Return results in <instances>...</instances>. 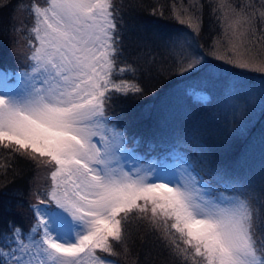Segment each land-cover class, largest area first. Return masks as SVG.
I'll list each match as a JSON object with an SVG mask.
<instances>
[{
    "label": "snow or ice",
    "instance_id": "obj_1",
    "mask_svg": "<svg viewBox=\"0 0 264 264\" xmlns=\"http://www.w3.org/2000/svg\"><path fill=\"white\" fill-rule=\"evenodd\" d=\"M216 2L233 49L244 46L253 34L254 15L227 0ZM0 6H7L5 0ZM28 10L34 17L28 64L20 71H0V150L37 169L46 167L50 182L33 194L28 231L10 224L0 233V264H114L103 254L116 255L113 242L127 239L134 219L162 229L183 257L194 250L197 264H264V183L257 190L225 180L210 155L186 160L175 175L142 165L125 168L131 150L106 109L114 98H135L143 90L112 78L125 72L135 77L139 70L116 66L118 60L124 63L117 27L123 24L118 11L113 14V0H46V6L36 3ZM199 11L193 5V14L180 20L193 35L181 33L174 42L192 46ZM258 14L264 25V11ZM203 60L194 57L182 73ZM228 62L252 66L243 57ZM93 137H100V147ZM202 172L233 194L213 188ZM170 233H178L185 247Z\"/></svg>",
    "mask_w": 264,
    "mask_h": 264
},
{
    "label": "trees",
    "instance_id": "obj_2",
    "mask_svg": "<svg viewBox=\"0 0 264 264\" xmlns=\"http://www.w3.org/2000/svg\"><path fill=\"white\" fill-rule=\"evenodd\" d=\"M45 1L5 0L7 6H0V67L3 69L20 70L28 64L33 37L30 28L34 26V17L28 9ZM198 1L202 5L200 39L205 45L220 38L223 25L216 0ZM252 1L250 7H254ZM230 2L240 9L244 6L242 0ZM185 6L189 7L187 0H113V14L118 11L123 24L122 28L120 23L117 27L122 32L124 63L118 60L116 66L131 65L139 69L135 77L125 72L122 76L114 73L113 79L138 84L143 95L114 98L106 114L112 124L125 132L128 145L159 156L171 154L177 148L192 161L210 155L225 180L259 190L264 183V148L261 155L254 154L257 145L264 147V109L258 114V111L245 113L241 122H237V118L232 119L231 110L219 101L212 103L213 95L209 107V102L198 101L188 89L184 90L185 95L182 93L188 84L179 75L180 63L175 54L179 44L174 38L183 26L180 20L193 14ZM212 88L211 85L209 89ZM183 98L187 100L184 102ZM0 164L4 166L0 168V233L7 231L10 224L27 232L34 221L30 210V204L35 203L33 194L38 188L47 187L48 170L44 166L37 169L32 161L11 155L9 150H0ZM201 175L216 189L222 186L218 190H225L214 176L205 172ZM169 237L181 248L185 247L178 233L175 237L170 233ZM113 251L115 256L103 255L114 264H197L200 260L193 259L191 249L187 258L178 254L162 229L144 219H134L128 224L127 239L113 242Z\"/></svg>",
    "mask_w": 264,
    "mask_h": 264
},
{
    "label": "rangeland",
    "instance_id": "obj_3",
    "mask_svg": "<svg viewBox=\"0 0 264 264\" xmlns=\"http://www.w3.org/2000/svg\"><path fill=\"white\" fill-rule=\"evenodd\" d=\"M230 1L227 0V2L231 4L233 8L237 10L240 9ZM242 1H244V6L242 7L244 8L245 12L252 13L255 17L253 34L246 37V44L244 46L234 50L232 43H230V37H226L224 34V28L221 32L220 38L214 40L212 43L208 42L203 45L200 39V32L201 28L203 27L201 22L202 5L198 0H187L189 7H185L188 8V10H190L192 13L193 5L200 9L199 12L195 13V15H198L200 18L199 33L195 34V38L192 41L191 47H182L179 44L178 47L175 48V54L180 63L179 75L181 78L185 79L184 83L186 82L188 84V88L184 87L182 89V93L185 95V92L188 89V93H194V96L198 99V101L204 103H210L211 96L213 95L214 100L212 103L219 101L222 106L231 110V114H233L232 119L234 120V118H237V122H241V118H243L245 113L258 111L256 113L258 114L264 109V85H261L264 83V70H262L264 69V39H261V37H264V31H262V29H264V25L260 23V17L258 14L260 11H264V7H262V0H253L252 2L254 7H250V0ZM44 3L45 4L39 5L46 6V1ZM246 5L247 7H245ZM219 15L223 25V13L221 10ZM186 18L187 15H185V19ZM32 28L33 27L30 28L31 33ZM180 28L179 34L187 33L190 37L193 35L187 24H183V26ZM194 57H204V60L193 71L182 73V67H187V64L191 62ZM242 57L252 65L250 68L244 69L236 67L232 63L228 62L229 60H238ZM24 68L25 67L21 68L20 70H23ZM0 71H5V69L0 67ZM225 73H227L228 76H224ZM206 78L210 80L208 81ZM114 81L117 83L120 82V80ZM259 81L260 83H258ZM244 82H249L250 85L244 87L239 84ZM10 83L15 82L10 81ZM211 85L214 87L212 90H210ZM2 86V83H0V87ZM201 97H207V99L203 100ZM187 98H183L184 102L187 100ZM209 107H211V103L209 104ZM93 142L96 143L98 147H100L102 143L100 137H93ZM137 143L139 146H141V141L137 140ZM125 146L127 149L131 150V155L127 156V163L125 164L126 169L136 165H142L144 167H156L158 169H164L175 175L178 174L180 170H182L184 162L188 160V156L185 157L186 153H184L182 150H178L177 148H174L176 150L168 155L162 154L160 156H155L152 154L147 156L146 153L142 152L141 148H137L136 146H128L127 144ZM211 186L215 188L214 185L211 184ZM221 187L218 186L217 190ZM218 191L225 192L226 195L233 194L231 191ZM97 255L100 254L97 253Z\"/></svg>",
    "mask_w": 264,
    "mask_h": 264
},
{
    "label": "bare ground",
    "instance_id": "obj_4",
    "mask_svg": "<svg viewBox=\"0 0 264 264\" xmlns=\"http://www.w3.org/2000/svg\"><path fill=\"white\" fill-rule=\"evenodd\" d=\"M264 147L261 145H257L256 147H255V156L256 155H261V153H262V149H263Z\"/></svg>",
    "mask_w": 264,
    "mask_h": 264
}]
</instances>
